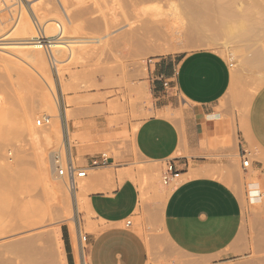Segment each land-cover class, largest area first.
Returning a JSON list of instances; mask_svg holds the SVG:
<instances>
[{
    "label": "rangeland",
    "instance_id": "1",
    "mask_svg": "<svg viewBox=\"0 0 264 264\" xmlns=\"http://www.w3.org/2000/svg\"><path fill=\"white\" fill-rule=\"evenodd\" d=\"M63 1L72 22L67 26L68 37L75 44L70 46L71 49H53L57 50L54 57L60 61L57 63L60 84L42 49V68L35 69L22 59L23 48L19 50L21 47L17 46L21 41H18L15 31L19 13L27 12L33 22L42 26H46L49 23L46 21L56 13L61 16L55 9L53 13L55 4L52 0H21L22 10L18 4L7 0L8 8L0 6V17L6 18L0 38L7 39L1 42L4 49L0 50L4 61L0 60V264H66L59 232L64 223L75 226L73 234L79 255L76 225L80 214L77 212L85 210V199L82 196L76 198L74 191H68L67 181L55 179L51 165L53 152L62 151L64 127H68L72 145L80 159L108 154L110 165L103 170H109L106 172L109 174L115 168L112 161L122 159L124 152L131 151L135 131L144 120L154 115L165 116L182 130L190 124L194 110L178 95L171 82L162 101L156 103L151 96L146 81L151 66L157 60L201 49L220 53L229 62L233 73L228 96L234 109L242 112L247 100H252L264 87V19L260 6L264 5V0H255L261 3L218 0V8L216 0H153L155 3L152 0ZM37 3L40 4L38 7ZM46 4L51 5L49 10L52 12L45 7ZM252 7L254 12L250 10ZM207 8L213 14L207 12L206 15ZM248 9L249 16L245 14ZM220 12L224 20L219 18ZM204 14L212 18L202 19ZM233 17H236L237 24ZM204 21L207 24H203ZM242 21L246 26L243 30H246V40L243 39L244 32L237 33L242 36L239 39V36L232 35L236 26V30L242 31ZM224 23L226 28H221ZM229 27L232 31L230 34L229 30L226 36ZM254 29H259V33L256 30L255 35ZM143 39L148 40L144 43ZM240 41L244 43L240 44ZM137 89L138 96L135 94ZM44 116L56 120L48 127H38L37 120ZM119 128L121 131L116 134L110 132ZM45 138H48L47 144L51 142L49 146H45ZM245 155L251 163L247 170L243 167ZM255 161H264V156H258V151L253 148L238 157L231 169L218 172L215 177L233 188L242 199V234L246 237L249 232L257 238L260 249L252 257L261 260L258 264H264V214H250L263 209V206L251 202L248 186L257 180H250L246 175L248 172L257 174L252 170ZM166 171V163L140 161L138 158L124 171L125 176L137 185L139 200L144 205L141 204L143 207L136 211L133 229L144 236L151 252L161 260L213 264V258L197 259L179 254L167 240L163 214L176 184H164L162 177ZM52 183L58 187L53 188ZM84 220L90 221L91 217L88 215L82 222ZM81 229L84 234L89 233L83 223ZM78 264H81L80 258Z\"/></svg>",
    "mask_w": 264,
    "mask_h": 264
},
{
    "label": "crops",
    "instance_id": "2",
    "mask_svg": "<svg viewBox=\"0 0 264 264\" xmlns=\"http://www.w3.org/2000/svg\"><path fill=\"white\" fill-rule=\"evenodd\" d=\"M232 81L229 62L209 49L164 57L151 66L146 82L156 103L165 98L164 83L171 82L194 113L184 130L165 116L144 120L135 131L131 151L112 161L113 172L95 169L88 174L83 182L84 193L80 189L85 210L77 212L80 215L76 225L77 232L82 223L88 227V264H181L176 259L161 260L155 256L144 236L133 229L136 211L143 206L137 185L124 171L135 158L171 164L180 173L178 183L172 184L175 186L163 214L166 238L179 254L213 258V264L261 261L252 257L260 249L257 238L249 232L246 237L242 234V199L215 177L216 173L231 169L238 157L253 148L258 156H264V87L247 100L242 112L234 109L228 96ZM120 131L121 128L110 132ZM75 154L79 156L78 152ZM252 170L257 174L246 175L257 182L248 186L250 199L263 209L250 214H264V161H255ZM88 215L91 220L82 222ZM128 221L131 226H127ZM70 228L69 223H64L59 230L63 254L66 264H78Z\"/></svg>",
    "mask_w": 264,
    "mask_h": 264
},
{
    "label": "bare ground",
    "instance_id": "3",
    "mask_svg": "<svg viewBox=\"0 0 264 264\" xmlns=\"http://www.w3.org/2000/svg\"><path fill=\"white\" fill-rule=\"evenodd\" d=\"M0 1H3V2H5L6 3V0H0ZM7 1H11V2H14V5L16 4H18L19 5V8H21L20 10H22V6L20 5V4H22L21 3V0H7ZM29 1V0H28ZM49 2L51 1V0H48ZM144 1V0H143ZM148 1V0H147ZM150 2H151V0H149ZM153 1V0H152ZM191 1V0H190ZM201 1V0H200ZM218 0H216V2H217ZM250 1H255V0H250ZM260 1V0H259ZM259 1H255V2H259ZM263 1V0H262ZM39 2H41V1H39ZM38 2V3H39ZM52 2L56 5H54V7H52L53 8V13H54V9L55 10H57L56 12H58L59 13V15L61 14V16H58V14L56 13V16L54 17L53 16V13L51 14L53 17L50 19V20H48V21H46V22H49L46 26H42L41 24H39L40 26V28L41 29H43L44 30V32H45V34H46V37L47 38H50V39H54V46H53V49L55 50V49H59V50H61V48H68V49H71V45L72 44H75V42L74 41H72L71 40V38H69L68 37V29H67V26H69V25H71L72 24V22H71V19H69L70 18V16L67 14V9H66V7H65V3H64V1L63 0H52ZM156 2H157V0H156ZM203 2H205L204 0H203ZM207 2V1H206ZM209 2H211V0H209ZM214 2V1H213ZM213 2L211 3L212 5H213ZM249 2V1H248ZM37 3V4H38ZM153 3H155V1H153ZM215 3V2H214ZM259 3H261V2H259ZM259 3H257L258 5H259ZM50 4V3H49ZM186 4V3H185ZM190 4V3H189ZM210 4V5H211ZM251 4V3H250ZM40 4H38V5H36V7H38ZM216 5V4H215ZM215 5H214V7H215ZM258 5H255L256 7L255 8H257L258 7ZM34 6V5H33ZM51 7V5H48V4H46V8L49 10L50 9V7ZM183 6H184V4H183ZM186 6H187V4H186ZM186 6H184V7H186ZM252 6V5H251ZM260 6L263 8V12H264V5L262 6L261 4H260ZM10 7V6H9ZM177 7V6H176ZM222 7V6H221ZM226 7V6H225ZM243 7V6H242ZM246 7V6H245ZM261 7H260V9H261ZM24 8V7H23ZM178 8H179V6H178ZM180 8H181V6H180ZM189 8L190 7H188V11H189ZM217 8H218V2H217ZM240 8V7H239ZM259 8V7H258ZM46 9V10H47ZM193 9V8H192ZM199 9H201L200 7H199ZM234 10H235V8H233ZM243 9H245V8H243ZM253 9H254V7H252V8H250V10H252L253 11ZM47 10V11H48ZM179 10V9H178ZM181 10V9H180ZM186 10H187V7H186ZM202 10V9H201ZM203 10H204V7H203ZM207 10H208V8H207ZM213 10H214V8H213ZM221 11L223 10V9H220ZM219 10V11H220ZM240 10V9H239ZM26 11V10H25ZM49 11H51L52 12V10H49ZM49 11H48V13H49ZM244 11V10H243ZM22 12V11H21ZM190 12V11H189ZM193 12H195V11H193ZM200 12V11H199ZM199 12H198V14H199ZM207 12H209V13H212L213 14V12H212V10H211V12L208 10V11H206V15H207ZM215 12V11H214ZM247 12L248 13H250V11H249V9L248 10H246L245 11V14H247ZM254 12V11H253ZM262 12V18L264 19V13ZM69 13V12H68ZM196 13V12H195ZM202 13H204L203 11H202ZM202 13H200V15L202 14ZM216 13V12H215ZM214 13V14H215ZM235 13H238V12H235ZM234 13V14H235ZM256 13V12H255ZM254 13V14H255ZM258 13V12H257ZM176 14V13H175ZM198 14H197V16H198ZM226 14V13H225ZM239 14V13H238ZM238 14H237V16H238ZM244 14V13H243ZM251 14V13H250ZM249 14V15H250ZM253 14V13H252ZM177 15V14H176ZM182 15H183V13H182ZM192 15H194V13L192 14ZM206 15L204 14V16L202 15L201 17H202V19H204L203 17H206ZM220 15H221V12H220V14L218 15L219 16V18L221 19V17H220ZM248 15V14H247ZM248 15V16H249ZM259 15H260V13H259ZM69 16V17H68ZM190 16H191V14H190ZM228 16V15H227ZM243 16V15H242ZM246 16V15H245ZM257 16H258V14H257ZM4 16H2V17H0V32H1V30H2V28L4 27L3 25H5L4 23V21H6L5 19V17L3 18ZM167 17V16H166ZM209 17L210 18H212L210 15H208L206 18L209 20ZM260 17V16H259ZM197 18V17H196ZM198 18H199V16H198ZM197 18V19H198ZM224 18V17H223ZM222 18V19H223ZM228 18H229V16H228ZM250 18H251V16H250ZM261 18V19H262ZM221 19V20H222ZM231 20H232V18H230ZM230 19H228L229 21H230ZM236 20V17L234 18L233 17V21L235 22V20ZM247 19H248V17H247ZM252 19H253V16H252ZM259 19V18H258ZM257 19V23H258V25L260 24L259 22V20ZM165 20H166V18H165ZM192 20V19H191ZM199 20H200V18H199ZM220 20V21H221ZM224 20V19H223ZM167 21V20H166ZM165 21V22H166ZM193 21H195L194 19H193ZM198 21V20H197ZM206 22H207V20H205ZM205 21L203 22V24H207V23H205ZM225 21H227V20H225ZM254 21V20H253ZM259 21V22H258ZM156 22H158V21H156ZM243 22V21H242ZM250 22H251V19H250ZM250 22H249V24H250ZM58 23H60V30H58V28H57V24ZM159 24H160V22H158ZM195 23H197L198 24V22H196L195 21ZM229 23V22H228ZM236 23V22H235ZM254 23V22H253ZM257 23H256V21H255V23L254 24H256L257 25ZM263 23V22H262ZM43 24H44V22H43ZM162 24V23H161ZM227 24V23H226ZM231 24V23H230ZM237 24V23H236ZM235 24V25H236ZM239 24V23H238ZM151 25H153V24H151ZM221 25V24H220ZM232 25V24H231ZM230 25V26H231ZM243 25V26H242ZM158 26V25H157ZM223 26H224V28H226L225 27V23H224V25H222V26H220L221 28H223ZM150 27V26H149ZM235 27V26H234ZM237 27V26H236ZM234 28V31L232 32V35L234 36V37H236V36H239V35H237V33L238 32H241V33H243V36H245L243 39L244 40H246V30L245 31H243L244 29H246V26H245V24H244V22L243 23H241L240 24V29L242 30V31H238V30H236L237 28ZM258 27V26H257ZM256 27V28H257ZM263 27V25H261V27H260V30H261V28ZM5 28V27H4ZM3 28V29H4ZM233 28V27H232ZM255 28V27H254ZM259 28V27H258ZM231 29V27H229L228 28V30H226V36H227V34L229 35V30ZM38 29H37V26H36V24H35V22H33L32 21V18H31V16H30V14H28L27 12H23V14L21 13H19V18H18V21L16 22V27H15V31H16V35H17V37H19L18 38V41L20 42L21 41V43H18V45L17 46H19V47H21V48H19V50L20 49H22V51H21V55L23 56V60L24 61H26L27 63H30L31 65H33L34 66V68L35 69H37V68H42V66H44V55H43V52L41 51V49L39 48V47H37L35 44H34V39H35V37H36V31H37ZM152 30V29H151ZM219 30H221V29H219ZM225 30V29H224ZM248 30H249V26H248ZM248 30H247V32H248ZM255 30V29H254ZM256 30H258V33H259V29H256ZM255 30V35H256V31ZM3 31V30H2ZM159 31H160V26H159ZM231 31L232 30H230V34H231ZM49 33H51V35L49 36L48 34ZM217 33H219L218 32V28H217ZM240 33V34H241ZM221 34V33H220ZM248 34H250L249 32H248ZM248 34H247V36H248ZM148 35H150L151 36V33H149ZM222 35V34H221ZM236 35V36H235ZM252 35V34H251ZM250 35V36H251ZM255 35H254V37H255ZM145 36V35H144ZM223 36H224V32H223ZM231 36V35H230ZM232 37V36H231ZM230 37V38H231ZM240 37H242V36H239L237 39H239ZM252 37V36H251ZM139 38V37H138ZM142 38H143V36H142ZM146 38V37H145ZM229 38V37H228ZM232 39H233V37H232ZM231 39V40H232ZM236 39V40H237ZM242 39V40H243ZM258 37H257V42L259 43V41H258ZM7 39L5 38V39H1L0 38V50H2V49H4V48H2V44H1V42H4V41H6ZM146 41H144V39H143V41H144V43L145 42H147V40L148 39H145ZM243 40V41H244ZM247 40H248V38H247ZM250 40H252L253 41V39H251L250 38ZM256 40H255V42H256ZM77 41V40H76ZM140 42H141V40H139ZM138 41V43H140ZM243 41H240L239 43L240 44H242V42ZM80 42V41H79ZM82 42V41H81ZM248 42V41H247ZM246 42V43H247ZM254 41H253V43H255ZM77 43H78V41H77ZM138 43H137V45H138ZM244 43V42H243ZM249 43V42H248ZM257 43V44H258ZM251 44V43H250ZM152 45V44H151ZM226 45V44H225ZM255 45V44H254ZM152 46H154V44L152 45ZM251 48V47H250ZM58 50V52H60ZM156 50V49H155ZM245 50V49H244ZM257 50V49H256ZM253 51V50H252ZM56 52H57V50H56ZM55 51H54V53H56ZM257 52V51H256ZM250 53V52H249ZM253 53H254V51H253ZM2 54V53H1ZM57 54V53H56ZM55 56V55H54ZM259 56V55H258ZM235 57V56H234ZM251 57L253 58V56L251 55ZM3 58V57H2ZM53 58H55V61H56V63H60V61L59 60H57L56 59V57H53ZM250 58V57H249ZM257 59H258V57H256ZM253 59H255V58H253ZM0 60H1V56H0ZM4 60V59H3ZM2 61V60H1ZM3 63H4V61H2ZM6 62V61H5ZM46 62V61H45ZM260 62H262V58H261V60H260ZM44 97V96H43ZM41 99V98H40ZM39 99V100H40ZM246 99V98H245ZM44 100V99H43ZM46 100V99H45ZM240 100H241V97H240ZM242 101V100H241ZM45 102V101H44ZM38 104V103H37ZM44 104V107H45V103H43ZM47 104H48V101H47ZM46 104V105H47ZM246 104V103H245ZM50 106V105H49ZM53 106H56V104H54ZM38 107V106H37ZM40 108V107H39ZM50 109V108H49ZM48 109V110H49ZM243 109V108H242ZM58 110V109H57ZM42 112H43V110H42ZM56 112V114H57V111H55ZM52 113H53V111H52ZM66 114H67V112H66ZM53 115V114H52ZM67 119H69V117H68V115H67ZM54 120V119H53ZM53 120H52V124H53ZM56 120V119H55ZM55 120H54V122H55ZM58 122V121H57ZM58 124V123H57ZM55 127H56V125H55ZM52 128V127H51ZM58 130V129H57ZM59 131V130H58ZM59 133V132H58ZM60 134H61V132H60ZM56 137V136H55ZM59 137V136H58ZM45 139H47V141H46V143H45V146H46V144H47V142H48V138H45ZM49 139H51V138H49ZM58 139V138H57ZM60 139V138H59ZM71 139V138H70ZM44 141V142H45ZM51 143V142H50ZM50 143H48L47 144V146H49V144ZM55 152H53V154H54ZM52 157H53V155H51ZM51 165H52V172H53V175H55V170H54V168H53V164H52V160H51ZM108 170V169H107ZM109 171V170H108ZM108 171H106V172H108ZM163 177H164V174H163ZM162 177V178H163ZM55 179H58L57 177H54ZM83 182H86L85 180H83V181H78V186H77V188H76V190H75V196H76V198H80L81 196H82V193H81V191H80V189L82 190V192H83V189H84V185H83ZM1 184V183H0ZM52 187L53 188H57L58 187V185L56 184V183H52ZM67 188H68V191H72L73 190V188H72V186H71V184L70 185H68L67 184ZM66 188V189H67ZM83 188V189H82ZM171 188V187H170ZM60 189V188H59ZM141 189V188H140ZM141 190H143V189H141ZM84 193V192H83ZM143 195H145V193L143 194ZM256 195V193L254 194V196ZM83 196H85V195H83ZM258 195H256V197H257ZM143 199H145V197H143ZM142 199V200H143ZM82 200H83V198H82ZM144 201V200H143ZM145 203V202H144ZM142 204V203H141ZM2 205V204H1ZM143 205V204H142ZM144 206V205H143ZM87 212V211H86ZM73 218V217H72ZM72 220V219H71ZM75 223V222H74ZM70 225V224H69ZM71 226V228L70 229H72V231H73V233H74V228H75V226H74V224H72V225H70ZM88 228V227H87ZM86 228V229H87ZM76 234V233H75ZM74 235V234H73ZM75 239H76V236L74 237ZM76 241H77V239H76ZM78 244V243H77ZM78 250V249H77ZM78 255V254H77ZM78 257H79V255H78ZM87 263H88V260H87Z\"/></svg>",
    "mask_w": 264,
    "mask_h": 264
},
{
    "label": "built area",
    "instance_id": "4",
    "mask_svg": "<svg viewBox=\"0 0 264 264\" xmlns=\"http://www.w3.org/2000/svg\"><path fill=\"white\" fill-rule=\"evenodd\" d=\"M0 6L3 8H8V5L5 2L0 1ZM2 10L0 9V12ZM37 26L36 37L34 39V44L42 49L45 54L47 55V59L50 63L51 70L55 75V78L59 81L60 84V71L58 68V64L55 61L54 57V39H50L46 37V34L43 29H41L39 24L35 22ZM58 30H60V23L57 25ZM169 86V82L164 83V87L167 88ZM51 117L44 116L41 119H38L36 124L38 127H48L51 125ZM70 139V132L64 127L63 133V148L62 151L54 153L52 157V164L55 170V175L59 179H63L68 182V184L72 186L75 192L78 181L85 180L88 174L95 169H104L110 165V158L107 153H101L97 156H93L88 160L84 158L80 159L75 154V148L72 145ZM243 167L244 169H248L251 167V163L246 156L243 160ZM180 173L175 172V168L171 164H167V171L163 177V182L165 185H172L177 184L179 181ZM127 226H131V221L127 222ZM78 238H79V258L81 264H88L87 263V235L83 233V231L78 228Z\"/></svg>",
    "mask_w": 264,
    "mask_h": 264
}]
</instances>
